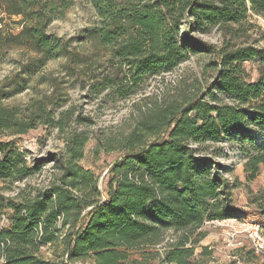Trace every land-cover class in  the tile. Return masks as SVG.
Listing matches in <instances>:
<instances>
[{"label":"trees","instance_id":"16d2710c","mask_svg":"<svg viewBox=\"0 0 264 264\" xmlns=\"http://www.w3.org/2000/svg\"><path fill=\"white\" fill-rule=\"evenodd\" d=\"M90 2L99 20L85 31L82 41L103 50L106 61L92 81L99 86L96 89L111 91L120 100L138 93L146 80L171 73L192 53H212L209 45L189 39V32L218 30L229 35L252 16L264 19V0ZM71 6L72 0H0L3 14L20 19L17 34L0 32V54L9 48L27 49L36 57H30L27 71L59 58L77 59L69 43L48 33ZM246 62L260 66L257 80H246ZM215 66V84L201 97L185 107L152 108L149 119L137 123L122 141V154L108 172L104 192L96 174L76 163L83 159L85 141H74L60 185L24 202L0 195V209L9 212V224L0 230V264L72 260L144 264L132 259V252L161 245L169 232L181 237L164 252V263L201 264L195 255L206 234L199 230L206 223L238 217L224 178L226 169L215 161L222 151L204 154L209 143L222 137L242 143L264 141V49L245 46L225 51ZM14 113L0 102V183L4 184L30 177L40 168L29 165L14 139H2ZM262 165L264 144L249 154L244 165L251 180ZM257 202V214L264 222V195ZM67 227H72L70 234L64 232ZM45 247L56 249V257L61 251L68 261L44 258ZM203 252L208 254V248Z\"/></svg>","mask_w":264,"mask_h":264},{"label":"rangeland","instance_id":"374dc122","mask_svg":"<svg viewBox=\"0 0 264 264\" xmlns=\"http://www.w3.org/2000/svg\"><path fill=\"white\" fill-rule=\"evenodd\" d=\"M65 12L62 19L51 24L48 33L64 44L69 43L77 59L59 58L42 68L27 71L31 58H36L27 49L9 48L0 54V102L8 112L9 109L15 112L12 126L2 134V139H14L26 153L29 165L40 167L23 180L0 183V195L16 202L37 198L61 184L74 141H85L83 159L76 163L96 174L99 189L104 192L108 172L122 154L123 139L135 130L139 121L149 119V110L158 106L167 108L171 104L185 107L186 102L201 97L215 84L218 73L215 63L223 52L245 46L264 49V19L259 16H252L243 28L234 27L229 35L218 30L209 34L191 31L189 39L209 45L212 53H192L188 61L171 73L146 80L138 93L120 100L111 95V91L96 89L99 86L92 81L101 71L100 67L106 66V61L103 50L82 41L85 31L94 28L99 20L90 0H72V6ZM19 20L0 10V32L4 36L17 34ZM245 67L246 80H257L260 66L246 62ZM19 130L28 131L24 135L15 134ZM261 144L264 141L259 139L255 143H242L226 137L209 143L204 154L222 151L215 161L227 170H224V178L230 185L238 217L222 223H206L199 230L206 234L195 255L201 264L264 263V253H250L253 250L250 236L238 233L243 225H259L260 234L264 236V222L257 214V200L264 195V165L254 180L244 167L249 154ZM8 213L0 209V230L9 224ZM71 231L72 227H67L64 232L70 234ZM180 237L181 234L169 232L159 246L138 247L132 252V259L144 264H166L164 252ZM235 242H241L242 248H233ZM205 247L208 254L204 255ZM41 250V256L48 260L68 261L67 257H61V251L56 257V249ZM68 264L94 263L72 260Z\"/></svg>","mask_w":264,"mask_h":264},{"label":"built area","instance_id":"2783aa9c","mask_svg":"<svg viewBox=\"0 0 264 264\" xmlns=\"http://www.w3.org/2000/svg\"><path fill=\"white\" fill-rule=\"evenodd\" d=\"M226 221V220H225ZM223 221V222H225ZM222 223V221H219ZM260 226L259 225H243L241 231L238 233H247L250 236L253 244V250L256 255H261L264 253V236L260 234ZM236 234H234L231 238L234 239ZM232 246V245H231ZM243 244L241 242H235L233 248H242Z\"/></svg>","mask_w":264,"mask_h":264}]
</instances>
